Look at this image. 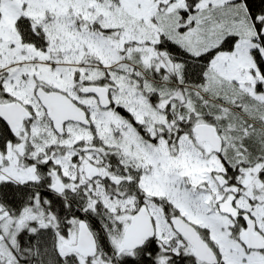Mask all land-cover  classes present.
<instances>
[{"label":"snow or ice","instance_id":"obj_1","mask_svg":"<svg viewBox=\"0 0 264 264\" xmlns=\"http://www.w3.org/2000/svg\"><path fill=\"white\" fill-rule=\"evenodd\" d=\"M0 264H264V0H0Z\"/></svg>","mask_w":264,"mask_h":264}]
</instances>
